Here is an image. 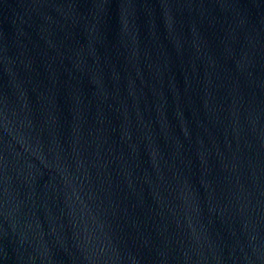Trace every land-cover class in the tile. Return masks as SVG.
<instances>
[{
  "label": "water",
  "instance_id": "obj_1",
  "mask_svg": "<svg viewBox=\"0 0 264 264\" xmlns=\"http://www.w3.org/2000/svg\"><path fill=\"white\" fill-rule=\"evenodd\" d=\"M0 264H264V0H0Z\"/></svg>",
  "mask_w": 264,
  "mask_h": 264
}]
</instances>
